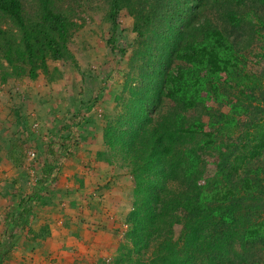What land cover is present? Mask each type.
I'll return each mask as SVG.
<instances>
[{"label": "trees", "instance_id": "16d2710c", "mask_svg": "<svg viewBox=\"0 0 264 264\" xmlns=\"http://www.w3.org/2000/svg\"><path fill=\"white\" fill-rule=\"evenodd\" d=\"M35 2L37 14L29 17L21 0H0V21L9 19L16 29L14 36L0 30V53L12 73L34 81L41 71L52 81L47 57L54 61L67 57L68 41L77 25L56 11L52 0ZM123 10L132 17V29L143 41L142 49L135 52V60L143 65L137 86L123 106L128 128L117 134L106 129L103 136L110 150L117 148L128 158L123 162L134 180V193L143 198L141 207L149 215L143 217L140 207L129 213L128 244L122 246L113 264H199L201 245L214 258L209 264H215L234 241L242 248L264 244V221L249 222L238 230L240 209L230 188L216 181L209 186L198 184V166L206 147L219 144L216 173L225 180L238 175L264 151V63L257 72L247 71L242 53L264 35V0H109V44L115 42ZM165 99L175 105L176 112L161 116L154 124L150 113ZM222 101L227 112L215 114L207 124L191 115L206 103ZM236 135L241 143L228 155L233 144L224 141ZM48 156L39 168L33 192L11 204L4 215L0 264L23 235L29 238L19 232L26 227V215L56 182V157L52 150ZM259 171L264 173V165ZM169 183L176 186L169 188ZM250 183L246 178L243 186L250 188ZM162 196L170 197L162 206L169 215L168 228L183 225L182 246L170 231L159 236L151 257L145 260L142 251L154 238L160 216V211L153 213L152 206ZM207 213L219 218L218 225L204 226ZM29 234L35 241H43L50 231L41 224L36 233Z\"/></svg>", "mask_w": 264, "mask_h": 264}, {"label": "rangeland", "instance_id": "374dc122", "mask_svg": "<svg viewBox=\"0 0 264 264\" xmlns=\"http://www.w3.org/2000/svg\"><path fill=\"white\" fill-rule=\"evenodd\" d=\"M21 2L27 16L37 14L35 0ZM52 2L56 11L77 25L68 41L67 57L60 61L47 57L52 81H48L41 71L34 81L25 74L12 73L0 53V232L9 206L33 192L39 168L52 150L58 168L56 182L46 188L42 201H36L26 215V227L24 231L19 230L29 237L23 235V244L30 248L36 241L29 232L36 233L41 224L47 225V221L57 232L62 230L66 234L83 228L90 234L107 229L115 242L105 250L107 257L101 255L96 264H113L122 246L128 244L129 213L140 207L143 217L149 215L148 209L141 207L143 198L134 193V180L123 162L128 158L125 159L117 148L110 150L103 136L106 129L117 134L128 128L123 106L129 102L132 89L139 80L143 62L135 60V52L142 49L143 41L132 29V17L123 10L118 17L115 42L108 43L112 36L107 20L109 0ZM0 30L16 35L15 26L9 19L0 21ZM261 32L263 34L264 29ZM122 50L124 54H121ZM242 53L247 58V71L257 72L264 63V35ZM234 93L230 91V94ZM157 104L150 113L154 124L161 116L176 112L175 105L166 99ZM227 110L223 101L209 102L193 110L191 115L207 124L214 120L215 114ZM241 127L244 129L245 126L242 124ZM224 142L233 144L227 151L229 155L235 152L241 139L236 135L235 139ZM219 156L218 143L205 148L198 166V184L207 186L216 181L230 188L238 200L237 227L241 232L249 222L264 221V173L259 171L264 165V151L259 159L244 165L238 175L228 180L216 173ZM246 178L251 181L250 188L243 186ZM175 186L174 183L167 185L169 188ZM111 197L114 201L109 205ZM169 199L162 196L152 206L153 213L160 211V216L154 238L148 249L142 251L145 260L151 257L159 236L170 231L173 240L182 246L183 225L173 224L169 229V215L162 207ZM97 218L104 225L96 224ZM202 222L207 228H213L218 225L219 218L207 213ZM200 247L198 263L209 264L213 256L207 255L205 246ZM215 264H264V244L254 243L242 248L234 241Z\"/></svg>", "mask_w": 264, "mask_h": 264}, {"label": "crops", "instance_id": "0c3cea01", "mask_svg": "<svg viewBox=\"0 0 264 264\" xmlns=\"http://www.w3.org/2000/svg\"><path fill=\"white\" fill-rule=\"evenodd\" d=\"M113 201L114 199L111 197L109 205ZM47 222L50 231L49 237L43 241L37 240L30 244L32 246L28 249L21 239L5 255L1 264H51L52 262V264H96L101 255L107 257L108 254L105 250L112 247V243L115 242L110 236L111 234L106 232L107 229L90 234L86 228H83V230L66 234L62 230L57 232L52 223ZM96 224L104 225L99 218H97ZM2 231L3 227L0 239Z\"/></svg>", "mask_w": 264, "mask_h": 264}]
</instances>
